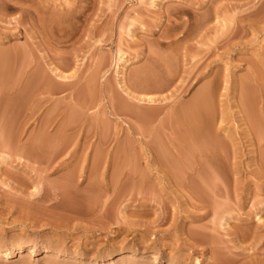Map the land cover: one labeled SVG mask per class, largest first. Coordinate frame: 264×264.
Listing matches in <instances>:
<instances>
[{
  "label": "rangeland",
  "instance_id": "1",
  "mask_svg": "<svg viewBox=\"0 0 264 264\" xmlns=\"http://www.w3.org/2000/svg\"><path fill=\"white\" fill-rule=\"evenodd\" d=\"M0 264H264V0H0Z\"/></svg>",
  "mask_w": 264,
  "mask_h": 264
},
{
  "label": "bare ground",
  "instance_id": "2",
  "mask_svg": "<svg viewBox=\"0 0 264 264\" xmlns=\"http://www.w3.org/2000/svg\"><path fill=\"white\" fill-rule=\"evenodd\" d=\"M92 197V196H91ZM90 197V198H91ZM93 199V198H92ZM91 199V200H92ZM90 200V199H89ZM23 248H22V246H20V245H15L14 246V248H13V250H12V252H10V254L8 255V258H10V257H13V256H15V255H18L19 254V252L22 250Z\"/></svg>",
  "mask_w": 264,
  "mask_h": 264
}]
</instances>
